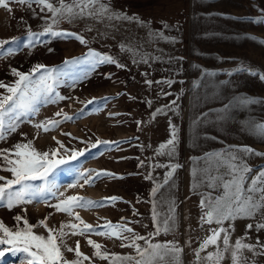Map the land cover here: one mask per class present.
I'll use <instances>...</instances> for the list:
<instances>
[{
    "label": "rangeland",
    "instance_id": "obj_1",
    "mask_svg": "<svg viewBox=\"0 0 264 264\" xmlns=\"http://www.w3.org/2000/svg\"><path fill=\"white\" fill-rule=\"evenodd\" d=\"M51 2L56 4L57 0ZM102 2L108 3L114 12H123L128 16L135 14L146 22L145 25L107 18L98 20L86 16L76 18L71 23L61 20L55 26L56 29L79 33L88 40L87 46L81 45L75 39L44 37L42 39L45 43L34 49L21 48L14 55L5 54L0 57V82L7 85L14 83L17 77L12 75L11 68L28 73L36 64L57 66L61 65L65 58L81 56L88 49L111 55L127 67L121 69L114 64H101L75 85L70 78H63L55 86L53 99L58 96L69 99L57 103H45L42 99L38 102V112L35 115L22 116L17 121V130L5 133L6 139L0 140V149H10L18 142H26L22 133L27 134V140H32L38 135L39 138L34 140L33 146L41 152L58 147L53 137L68 149L84 150L87 147L85 155L72 162L76 169L81 172L88 169H106L125 178H102L97 180L94 186L85 185L81 188L79 184L83 181L76 182L75 172L70 173L61 168L55 174L59 192H64L65 197L76 195L91 200L117 196L122 197L125 202H116L113 206L90 210L75 209L82 220L95 227L103 224L104 220L116 223L121 217H125L129 221H139L129 226L134 228L136 233L146 236L153 231L150 201H155L156 210L162 219L168 212L169 201L174 199L176 230L168 234L161 233L153 242L178 241L183 248L179 255V264H194L193 250L198 247V240L205 237L208 229V225L200 227L199 224L200 194L210 191L202 183L203 170L208 166L203 157L208 153L226 152L230 147L236 146H248L264 153V137L250 131L253 123H264V81L246 72L231 76L226 74L241 65L264 73L262 43L264 23L249 22L250 19L261 16L259 9L264 8V0H102ZM66 3H72V0H66ZM10 7L13 10L11 13L0 7V39L20 37L23 40L28 25L32 31L42 30L43 21L38 16L34 18L27 6L13 3ZM32 7L40 15H50L46 12L40 13L37 5ZM21 17L24 23H20ZM162 21L170 26H175L179 22V31L172 27L171 30L164 32L166 36L177 37L179 42L170 43L149 36V32L161 29ZM120 44L131 47L133 51H121ZM5 47L15 49L17 45L12 43ZM49 48L54 51L49 52ZM141 57L150 58L149 62L133 63L134 59L140 61ZM156 57L160 59L157 60ZM170 57H183V60L174 59L169 62ZM205 69L216 75H202V70ZM109 73L112 74L111 79L106 78ZM144 73H147V76L143 75ZM39 75L36 74L35 78L38 79ZM165 78L183 83H174L171 87L155 83ZM146 79L154 82L151 87L145 84ZM194 82H198L197 87L193 86ZM161 90L171 92L172 95L162 97L159 95ZM5 92L4 88H0V94ZM118 93L121 95L117 96ZM130 96L135 99H130ZM93 97L97 101L102 97L111 99L103 108L98 103L88 105L82 116L64 122L47 133L33 127V124L46 119H59L54 117V113L61 109L68 115L76 116ZM244 97L260 102L246 104L242 102ZM148 99L152 101L151 107L145 103ZM174 99L177 100L178 113L169 112L167 116L160 115L154 121H150V115L156 108ZM225 106H228L226 111H218L225 109ZM108 113L120 115L110 119ZM169 118L178 129L175 156L155 155L158 146L169 139ZM137 120L145 122L139 130ZM136 137L139 139H135ZM97 140H132V143H124L118 149L112 150H107L102 144L92 148L91 143ZM81 141L89 143L86 145ZM140 145H143V149ZM235 154L252 169L245 174L249 181L264 168V156H249L241 152ZM137 158L145 162V167H137ZM169 161L182 167L175 171L169 185H165L153 197L151 195L153 180L144 177L151 172L154 181L162 183L168 169L165 167L150 169L148 164L166 165ZM0 175L11 178L10 173L6 171H0ZM70 183H77V186L69 188ZM194 184L197 185L195 189ZM245 186L247 187V184ZM255 195L258 197L259 193ZM138 197L142 202H137ZM62 198L64 197L49 196L46 202H33L12 209L6 206V202H0V222L9 228H15L17 222L14 217L21 215L32 225H37L38 221L47 217V225L57 229L62 221L79 223L73 217L57 212L54 207L49 206ZM129 201L131 204L127 203ZM133 206L139 215H133ZM260 219L258 214L254 220L235 221V228L231 233L232 242L245 234L247 223H255ZM145 225L147 227H144ZM33 230L37 234L47 236L42 226ZM248 237L246 242L255 243L259 237L264 243V231L249 230ZM89 238L103 246L101 251L122 256L135 255L132 248L120 247L119 240L95 234H89ZM77 240L80 242V251L92 257L91 264H110V261L93 257L94 250L87 244L85 237L69 235L65 238L66 244L73 248ZM187 240H191L190 246L185 243ZM139 243L143 245L144 242ZM62 251L66 260L75 259L74 252L64 249ZM207 251L214 249L210 247ZM244 255L249 258L250 264L252 260L255 264H264V256L253 257L247 251ZM20 259L19 254L16 256L8 254L0 264H19ZM84 264H89V261H84ZM164 264L173 262L168 259ZM221 264H231L227 254Z\"/></svg>",
    "mask_w": 264,
    "mask_h": 264
},
{
    "label": "snow or ice",
    "instance_id": "obj_2",
    "mask_svg": "<svg viewBox=\"0 0 264 264\" xmlns=\"http://www.w3.org/2000/svg\"><path fill=\"white\" fill-rule=\"evenodd\" d=\"M13 3L20 6H27L32 11L34 18L38 16L43 21L42 30L32 31L31 26L28 25L25 28L23 40L20 37L0 39V57L5 54L8 56L14 55L21 48L34 49L36 46L45 43L42 39L44 37L62 38L65 40L75 39L81 45L87 46L88 40L79 33L56 29L55 26L61 20H66L71 23L76 18L86 16L98 20L101 18L125 20L136 22L141 26H144L146 23L140 20L135 14L128 16L123 12L112 11L109 4L102 2V0H72V3H66V0H57L56 4L51 2V0H0V7L11 13L13 10L10 5ZM33 5L39 7L40 13L46 12L50 13V15H40L33 9ZM97 5H99L98 8ZM259 11L261 16L250 19L249 22L264 23V8L259 9ZM20 23H24L23 17L20 18ZM161 25L160 30L149 32V36L170 43L179 42L175 36L164 35V32L171 30L172 27L176 31H179V22L175 26H170L162 21ZM88 30L91 31V29ZM12 43L17 45L15 49L5 47ZM119 47L121 51H133L131 47L125 44H120ZM48 51L52 52L54 49L49 48ZM149 59L148 57H141L140 61L134 59L133 63H148ZM155 59L159 60L160 58L156 57ZM174 59L182 61L183 57H170L169 62ZM101 64H114L121 69L127 67L111 55L88 49L81 56L65 58L61 65L57 66L49 67L43 64H36L28 73L11 68L12 75L17 77L14 83L7 85L0 82V88L6 90L4 94H0V140L6 139L5 133L7 131L15 132L17 130V121L22 116L29 114L35 115L38 112V102L42 99L45 103H57L60 100L69 99L63 96H58L56 99H53L55 86L63 78H70L73 85H75L77 81H82L90 71H93ZM243 72L256 76L261 81H264V73H259L243 65L226 74L231 76L235 73ZM36 74H40L38 79L35 78ZM143 75L147 76V73ZM202 75H216V73L209 72L205 69L202 70ZM111 76L112 74L109 73L106 78L111 79ZM153 83L152 80H145V84L149 87ZM155 83L165 84L171 87L172 84L183 83V81L165 78ZM193 86L197 87L198 82H194ZM119 95L121 94L118 93L117 96ZM159 95L167 97L172 95V93L161 90ZM129 98L135 99L131 96ZM110 99L111 97H102L97 101L93 97L86 102L84 108L76 116L68 115L61 109L54 113V117L59 119H46L45 121L33 124V127L47 133L55 130L64 122L73 121L77 116H82L88 105L98 103L103 108ZM177 99H179V95H177ZM242 102L248 104L258 103L260 101L244 97L242 98ZM145 103L149 107L152 105L150 99L146 100ZM227 108L228 106H225V109L218 111H226ZM99 110L97 109V111ZM169 112L178 113L176 99L156 108L150 115V121H154L160 115L167 116ZM119 115V113H108L110 119H115ZM204 115L206 116L207 114ZM197 119L199 120L200 118ZM144 123L141 120L136 121L138 130ZM250 131L264 137V123H253ZM177 133V126L169 118V139L158 146L155 155L174 157L178 143ZM62 134L71 135L70 133ZM21 135L26 142H18L10 149H0V171L10 173L11 177L0 175V202H6V206L12 209L13 207L33 202H46L49 196L64 197L58 199V202L54 205L49 206L54 207L57 212L73 217L79 223H66L62 221L57 229L47 225V217L38 221L37 225H32L21 215L14 217V220L17 222V227L15 228H9L3 222H0V261L6 259L8 254L13 256L19 254L21 257L19 264H84V261H89V264H91L92 257L80 251L79 240L76 241L75 248L66 244V237L69 235H78L86 238L87 244L94 250L93 257L110 261V264H164L168 259H171L173 264H179V255L183 251V248L178 241L153 242L155 237L161 233L168 234L176 230L177 219L175 216L174 199L169 201L168 212L162 219L160 213L156 210L155 201H150L152 204L151 219L153 231L146 236L136 233L134 228L129 226L132 223H139V221H129L125 217H121V220L116 223L104 220L103 224H98L94 227L84 222L80 215L75 212V209L90 210L93 208L113 206L116 202H125L123 198L111 196L104 197L100 200H91L76 195L65 197L64 192H59V185L55 179V174L61 168L70 173L75 172L76 182L83 181V183L79 184L81 188L85 185L94 186L96 181L102 178L124 179L125 177L106 169H88L83 172L76 169L72 165V162L78 161V158L83 157L87 151V147L84 150L75 148L68 149L53 137L58 147L41 152L33 146L34 140L39 138L38 135L34 136L32 140H27V134L25 133ZM135 139L138 140L139 138L136 137ZM81 142L86 145L89 143L87 141ZM124 143L130 144L132 140H97L91 143V147L96 148L102 144L107 150H112L113 148L118 149ZM140 147L143 149V145H140ZM237 152L249 156H264V153L257 152L248 146H236L235 148L230 147L226 152L208 153L203 157L208 166L203 170L204 179L202 183L210 191L200 194L199 207L201 209V215L199 217V224L200 227L208 225V229L205 237L202 240H198V247L193 250L195 257L194 264H221L226 254L230 258L231 264H250L249 258L244 255L245 251L251 253L253 257L257 255L264 256V243L260 241L259 237L256 238L255 243L246 242L249 239V230L264 231V168L259 170L258 175L252 177L249 181L245 174L251 172L252 169L246 163L240 161L239 156L235 154ZM137 160L138 168L145 167L143 160H139V158ZM148 167L150 169L157 167H165L168 169L162 183L154 181L151 172L144 177L147 180H153L154 186L151 190V195L155 197L161 188L169 185V181L172 180L175 171L182 167V165L169 161L166 165L150 163ZM77 183H70L68 187H76ZM246 184L247 187L245 186ZM196 187L197 185L194 184L193 189ZM256 193H259L258 197L255 195ZM137 202H142L139 197ZM127 203L131 204L130 201ZM24 211L26 212V209ZM258 214L261 219L255 223H247L245 225V234L232 242L231 233L235 228V221L240 219L254 220ZM133 215H139L134 206ZM21 222L22 226H20ZM213 225L215 226L213 227ZM38 226L45 228L47 236L34 232L33 229ZM144 227H147V225ZM89 234L119 240L120 247L132 248L135 255L128 254L122 256L101 251L103 246L89 238ZM139 241H143V245ZM185 243L190 246L192 242L191 240H187ZM210 247L214 251H207ZM62 249L68 252H74L75 259L71 261L66 260ZM201 253H206V255L202 256ZM251 264H255L254 260L251 261Z\"/></svg>",
    "mask_w": 264,
    "mask_h": 264
}]
</instances>
